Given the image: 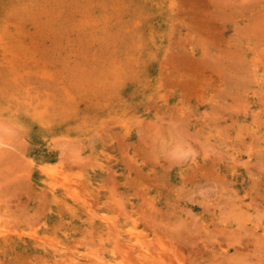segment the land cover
Returning <instances> with one entry per match:
<instances>
[{"label":"rangeland","instance_id":"rangeland-1","mask_svg":"<svg viewBox=\"0 0 264 264\" xmlns=\"http://www.w3.org/2000/svg\"><path fill=\"white\" fill-rule=\"evenodd\" d=\"M0 232V264H264V0H0Z\"/></svg>","mask_w":264,"mask_h":264},{"label":"bare ground","instance_id":"bare-ground-1","mask_svg":"<svg viewBox=\"0 0 264 264\" xmlns=\"http://www.w3.org/2000/svg\"><path fill=\"white\" fill-rule=\"evenodd\" d=\"M67 186V185H66ZM92 212V211H91ZM5 226V225H4ZM117 230V229H116ZM1 233V232H0ZM131 233V232H130ZM132 235H133V233H132ZM130 241V240H129ZM129 243V242H128ZM130 244V243H129ZM136 243H134V245H135ZM136 246H137V244H136ZM143 246V245H142ZM130 247H131V245H130ZM135 247V246H134ZM142 248H145L144 246L142 247ZM138 250H139V248H137ZM142 251H143V249H142ZM143 254V253H142ZM147 255V254H146ZM146 257V256H145ZM153 257V256H152ZM104 264V263H103Z\"/></svg>","mask_w":264,"mask_h":264}]
</instances>
